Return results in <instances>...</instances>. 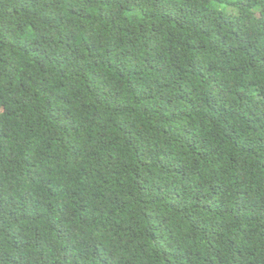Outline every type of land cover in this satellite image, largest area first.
<instances>
[{"label":"trees","instance_id":"obj_1","mask_svg":"<svg viewBox=\"0 0 264 264\" xmlns=\"http://www.w3.org/2000/svg\"><path fill=\"white\" fill-rule=\"evenodd\" d=\"M0 264H264V0H0Z\"/></svg>","mask_w":264,"mask_h":264}]
</instances>
